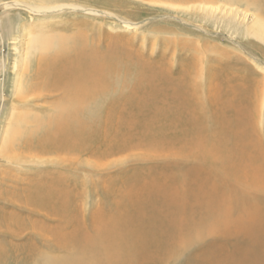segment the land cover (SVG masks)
Returning a JSON list of instances; mask_svg holds the SVG:
<instances>
[{
    "label": "bare ground",
    "instance_id": "bare-ground-1",
    "mask_svg": "<svg viewBox=\"0 0 264 264\" xmlns=\"http://www.w3.org/2000/svg\"><path fill=\"white\" fill-rule=\"evenodd\" d=\"M217 1L0 0V45L8 37L17 52L20 48L17 41L23 37L24 48L16 65L15 82L20 96H16L20 102L27 100L26 106L39 112L32 117L15 113L1 136L0 160L6 166L0 167V264L23 258L30 247L47 236L42 218L57 214L59 197L57 185L50 182L54 181L52 173L31 175L29 172L36 166L57 168L61 162L70 164L77 146L83 141H93L104 129H113L116 146L136 141L156 147L166 143V149L177 145L175 151H194L199 160L213 155L218 148L221 154L218 165L228 168L231 176L239 178L235 174L245 167L242 163L248 158L249 165L245 168L253 169L254 178L264 182L259 172V168H264V144L253 129L252 105L256 97L249 94L254 82L246 79L250 71L235 68L243 62L242 58L236 53H227L229 57L226 52L221 53L217 40L208 43L177 25L155 26L151 18L138 19L141 13L136 12L138 5L135 7L141 3L148 8L161 6L186 13L194 10L212 17L220 13L235 14L244 22L250 21L248 34L264 43V20L259 15L221 6ZM15 12L19 20L11 18ZM24 13L37 22L43 21V25L33 22L21 25ZM74 15H83L85 20L96 24L88 26L90 22L84 21V26L71 22L53 26L51 21ZM106 23H111L110 30L146 28L158 34L153 39L144 36L138 43L134 41L136 38L126 39L122 34H114V30L107 31ZM244 91L246 94L239 95ZM262 99L260 118L264 120V96ZM205 132L211 135L206 137ZM209 137L212 140L218 137L210 148L205 145L207 141L203 142ZM63 155L65 158H61ZM231 162L233 165L227 167ZM197 168L192 167L188 173L191 179L188 182L195 184L200 179ZM122 181L124 185H142L139 179H129L128 175ZM150 183L139 205L132 209L139 214V207L152 206L149 217L158 220L161 231H149L138 238L132 232L125 240L127 250L110 264H141L154 249L159 253L155 256L160 257L167 251L169 237L173 239L177 235L172 228L165 231L166 226L174 223L177 210L173 206L183 200L182 212L194 208L195 204L190 202L196 198L192 191L194 184L192 188L184 184L186 188L171 192L155 180ZM251 232L259 236L257 230ZM63 239L64 236L56 242ZM254 247L236 249V256L245 261L255 255L257 260L251 263L264 264V247L257 244ZM210 254L211 251L207 256ZM231 254L218 263L237 264L229 260ZM206 259L203 264L214 260Z\"/></svg>",
    "mask_w": 264,
    "mask_h": 264
},
{
    "label": "rangeland",
    "instance_id": "rangeland-1",
    "mask_svg": "<svg viewBox=\"0 0 264 264\" xmlns=\"http://www.w3.org/2000/svg\"><path fill=\"white\" fill-rule=\"evenodd\" d=\"M218 1L221 6L227 5L238 11L256 14L264 20L263 0ZM92 3L96 4V2ZM135 7H137L136 12L141 13L138 19L151 18L153 19L151 23L155 26L177 25L196 33V36H201L208 43L211 39L217 40L216 43L221 53H236L237 57L242 58L243 62L240 61L235 68L247 69L251 72L246 79L254 82L249 94L256 98L253 105L249 104V108L252 105V112H255L253 129L258 133L257 135H260L259 138L264 144V120L263 117L260 118V104L264 96V43L248 34L252 27L251 22L248 20L244 22L235 14L228 16L220 13L212 17L194 10L186 13L161 6L151 7L152 10H148L151 9L148 8L150 6L141 3L136 4ZM11 18L19 20L16 12L11 14ZM36 20L30 14L24 13L20 24L23 25L24 22V25L28 26L39 23L37 26H41L43 21L40 23ZM51 21H53V26L69 25L70 22L84 26V21L90 22L88 26L96 24L93 20H85L83 15L58 17ZM110 27L111 23H106L107 31L114 30V34H122L125 38L127 37L126 39L136 38L134 41L138 43L142 42L144 36L153 39L158 34L146 28L124 30L116 27V30H110ZM198 28L203 30L200 31ZM17 35L21 36V33ZM22 40L23 37H20L17 41L20 47L17 52L14 51L13 42L8 37L0 45V144L3 129L7 128L9 120H12L15 113L31 117L39 113L38 110L26 106L27 100L20 102L17 97L19 94L15 90L18 73L16 65L20 61L24 48L21 46ZM244 94H246L245 91L239 93V95ZM114 135L113 129H104L93 141H83V144L78 145L72 154L70 164L61 162L57 168L52 165H43L36 166V169H32V166H22L32 169L29 172L31 175L52 173L54 181L50 182L57 185L59 203L56 216L42 218V223L45 225L44 232L47 236L38 241L37 245L30 247L23 258L12 261L10 264H110L114 257H120V254L127 250L125 240L132 232H135L133 235L136 234L138 238L149 231H161L158 220L149 217L148 213L152 210V206L139 207V214H135V210L132 209V206L139 205L150 182L155 180L171 192L186 188V184L187 188H192L194 183L189 181V184L187 181L189 178L187 175L192 167H198L199 171L196 174L200 175V179L192 188L193 195L195 194L193 197L196 196V198L194 200L192 198L190 202L195 204L194 208L189 207L191 211L182 212L185 207L183 200L173 206L177 210L174 213V223L166 226L165 231L170 232L172 228L177 235L173 239L169 237L167 251H163L160 257L155 256L159 253L154 249L148 254L149 257L146 260L142 259L140 263L203 264L208 257L214 259L212 263L209 262L210 264H221L218 262L225 261V257L230 253L234 255L231 257V254L229 257L232 262H240L239 264L256 262L255 255L243 261L240 259L241 256H236L235 253L236 249L255 248L256 244L258 247H264V182L259 178H256L257 180L254 178L253 169L245 168L249 165L248 158L247 162L242 163L245 167H241L242 169L235 174L239 176L238 178L231 176L228 168L218 165L221 156L218 148H215L214 156L208 154L204 160L202 159L203 162L197 159L194 151L190 149H187L185 153L175 151L177 145L173 144V146H167L166 149L165 142L162 147L150 146L141 141L116 146L113 143L117 140ZM204 135L208 137L211 134L205 132ZM208 139H203V142L207 141L205 145L210 148L213 140H217L218 137L213 140L211 137ZM61 158H65V155ZM232 165L231 162L227 167ZM4 166L6 163L0 160V167ZM46 169L49 170L45 171ZM140 169L145 172L141 173ZM259 172L264 176V168H259ZM126 175L129 179H139L138 183L142 185L138 187L130 184L124 185L122 180ZM117 179L119 182L116 181ZM196 199L198 204L195 203ZM251 230H257L259 236L252 234ZM106 231H112V233L106 236L104 234L107 233ZM62 236L65 239L57 243L56 240L60 241ZM210 251L211 256H207Z\"/></svg>",
    "mask_w": 264,
    "mask_h": 264
}]
</instances>
